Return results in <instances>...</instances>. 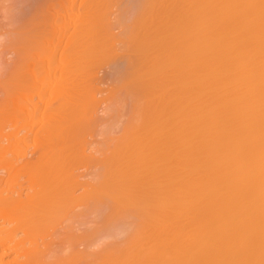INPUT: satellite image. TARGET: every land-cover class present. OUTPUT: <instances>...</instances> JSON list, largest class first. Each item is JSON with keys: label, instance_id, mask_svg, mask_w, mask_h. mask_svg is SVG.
<instances>
[{"label": "bare ground", "instance_id": "obj_1", "mask_svg": "<svg viewBox=\"0 0 264 264\" xmlns=\"http://www.w3.org/2000/svg\"><path fill=\"white\" fill-rule=\"evenodd\" d=\"M41 1L0 0V219L28 232L92 208L114 242L83 239L72 264H264V0H129L118 33L111 1ZM104 49L129 107L89 154ZM13 229L0 264L45 263Z\"/></svg>", "mask_w": 264, "mask_h": 264}, {"label": "rangeland", "instance_id": "obj_2", "mask_svg": "<svg viewBox=\"0 0 264 264\" xmlns=\"http://www.w3.org/2000/svg\"><path fill=\"white\" fill-rule=\"evenodd\" d=\"M46 1L47 0H43V1H41L40 2V4L38 3V5L41 7H39L38 5H37V7L36 8H40L41 10H43V9H45V10H48V8L46 9V7L48 6L49 7V2H51V3H55V5L57 6H59L62 2H64L65 0H53V2H52V0H48V2L46 3ZM56 1H58V2H56ZM112 2V4H110L109 5V11H108V13H106V11H107V6L108 5H104L105 6V8H104V10H105V12L104 13H106V15H105V17L107 16V18H109V20H111V21H109L110 23L112 22V18L115 16L114 14L111 16V13L112 12H120V14L118 15V18L116 17V21H117V23H116V25H115V29L114 28H112L113 30H112V33H118L119 31H121L124 27H126L130 22H131V20H130V22H129V19L128 18H130V17H128V16H130V5L133 3V2H130V5H127V4H129V0H108V1H104V0H102V4L104 3V4H106V3H111ZM122 1L124 2V3H122ZM125 1H126V3H125ZM130 1H133V0H130ZM44 2V3H43ZM47 4V6L46 5H44L43 6V4ZM52 4V5H53ZM126 4V5H125ZM51 5V4H50ZM54 5V6H55ZM125 5V6H124ZM43 6V7H42ZM124 6V7H123ZM132 6V5H131ZM60 7V6H59ZM107 7V8H106ZM128 7V8H127ZM35 8V10H34V12L37 10ZM123 8H125V9H123ZM37 10V11H39V14L41 13V14H43L42 12H41V10ZM45 10H44V12H45ZM115 10V11H114ZM1 11V10H0ZM128 11H129V13H128ZM95 13V12H94ZM93 13V14H94ZM97 14L99 13L98 11L96 12ZM94 14L95 16L97 15V14ZM109 13H110V15H109ZM0 15L2 16V14H1V12H0ZM110 17H112V18H110ZM128 17V18H127ZM120 18V19H119ZM122 18V19H121ZM132 18V17H131ZM1 19V18H0ZM91 19H93V18H91ZM128 19V20H127ZM124 20V21H127L126 22V25H125V23L124 24H122L123 22L122 21ZM91 22H92V25H96L94 22L96 21V20H94V22L92 21V20H90ZM114 22H115V20H113ZM91 22H89V24H91ZM94 23V24H93ZM91 25V26H92ZM95 27V26H94ZM43 28H44V26H43ZM6 49H7V47H6ZM104 51H107V50H101V51H98V52H102V54H103V52ZM97 51H96V53H98ZM92 53H94L93 51L91 52V55H92ZM107 53L108 52H106V54H101L102 56H98V57H95V56H92V57H95L94 58V60L95 61H93V59H91V61H92V64L94 65V66H92V68H93V70L94 71H98V73H96V75L94 76V78L96 77L97 79H94V81H93V83L95 84V85H97V83H101V85H97V86H101L102 87V90H100V93H99V99L101 100L102 99V101H100L101 103H100V105L99 106H96V107H98V108H95L96 109V111H95V109H94V111H93V114L91 115L90 114V117H92L93 119H89L88 121H87V124H89L90 122V127H88V129L87 128H85L86 129V131H87V133L88 134H86L84 137L86 138V139H88V141L89 140H91L92 142L89 144L88 143V146H89V148H88V150L89 149H95L96 147H98L97 145H95L96 144V142H99V141H97L98 139H101L102 137H105V136H109V134H111L110 133V128L111 127H113L114 126V124H115V121H117V120H119L120 118H121V113L120 112H122V111H125V113H127V111L126 110H128V107H129V99L125 96L126 94H125V92L122 90L123 88H121L120 87V85H121V82H119L120 80H118L117 79V76L119 77L120 76V74H117V72L119 71V70H116L115 69V67L117 68V69H119V67H117V66H114V65H112V64H114V62L112 63V61L113 60H111V62H110V59L111 58H109V60H108V57L109 56H107ZM93 55H97V54H93ZM98 55H100V54H98ZM105 56V57H104ZM107 56V57H106ZM7 57V58H6ZM11 55L10 54H7L6 53V56L5 57H3V60L6 58V59H8L9 61L8 62H10V60H11ZM100 57V58H99ZM103 57V58H102ZM106 58V59H105ZM6 59L4 60V62H5V67L6 68H4L5 70H4V78L3 77H1V78H3V80L2 79H0L1 81H0V97L2 96V94L1 93H3L5 90H6V79L8 78V76L7 75H9V67H8V63H7V61H6ZM97 59H99V60H97ZM104 62H103V61ZM101 62V64H100V62ZM95 63V64H94ZM98 63V64H97ZM90 65H91V62H90ZM99 65V66H98ZM103 65V66H102ZM114 66V67H113ZM6 69H8V70H6ZM111 70H113V73H112V71ZM114 71H116V73L114 72ZM7 72H8V74H7ZM120 72V71H119ZM118 72V73H119ZM94 73V74H95ZM110 74V75H109ZM115 74H117V76L115 75ZM99 75V76H98ZM113 75V76H112ZM114 75H115V77H114ZM3 76V75H2ZM7 76V77H6ZM92 77H93V75H92ZM100 78V79H99ZM99 79V80H98ZM114 81H113V80ZM98 80V81H97ZM100 80H101V82H100ZM118 80V81H117ZM104 81V82H103ZM4 82V83H3ZM105 83V84H104ZM93 84V85H94ZM109 84V85H108ZM114 84H120V85H118V86H116V85H114ZM118 89H116V88ZM5 88V89H4ZM105 90H104V89ZM120 89V90H119ZM122 90V91H121ZM2 91V92H1ZM114 91V92H113ZM116 92V93H115ZM97 93V92H96ZM4 94V93H3ZM114 94V95H113ZM115 94H118V95H115ZM121 94H123L124 96H122ZM114 97H116V98H114ZM125 99H124V98ZM113 98V99H112ZM128 100V101H127ZM121 104H122V106L124 107V108H122V106H121ZM112 106V107H111ZM122 108V111H121V108ZM102 108H104L103 110H105V108H106V112L105 111H102ZM111 108H112V111L113 110H115V111H110L111 110ZM108 109V110H107ZM99 111V112H98ZM102 111V112H101ZM107 111H108V113H107ZM117 111H118V113H117ZM95 112V113H94ZM97 112H98V114H97ZM104 112V113H103ZM114 112H116L117 113V116L116 115H114L113 116V113ZM116 113H114V114H116ZM124 113V112H123ZM101 114H103V115H101ZM126 115V114H125ZM124 115V118H127L126 116ZM99 116V117H98ZM112 117L114 118V119H112ZM101 118V119H100ZM105 118V119H104ZM112 119V120H111ZM108 120H110L111 122H108ZM90 121V122H89ZM83 122H85V120L83 121ZM108 123H110V125L108 124ZM87 124H85V125H87ZM106 124H108L109 125V127H108V125H106ZM83 126V125H82ZM81 126V127H82ZM88 126V125H87ZM91 126H92V128H91ZM96 128H95V127ZM93 127H94V129H93ZM99 127V128H98ZM108 127V128H107ZM80 128V127H79ZM92 131H91V130ZM96 129V130H95ZM97 130H98V132H97ZM107 130H109V132L107 131ZM80 131H81V129H80ZM84 131V130H83ZM83 131H82V134H83ZM86 131H84V133L86 132ZM97 133H96V132ZM93 132H95V135L94 134H92ZM101 132V133H100ZM103 132V133H102ZM93 135V136H91V135ZM99 134V135H98ZM82 136V135H81ZM97 136V137H96ZM83 137V136H82ZM98 137H100V138H98ZM90 138V139H89ZM92 138V139H91ZM97 139V140H96ZM102 140V139H101ZM99 144V143H98ZM96 146V147H94V146ZM93 149H92V151H93ZM87 150V153L89 152V151H91V150H89L88 151ZM93 153H95V150L93 151V152H89V154H93ZM89 168L91 169V167L89 166ZM88 168V169H89ZM84 168H81L80 170H79V174H82L83 175V173L85 172V177H82V175H81V178H84V179H81L83 182H87V179H86V177L88 178V180H90V178H91V181H90V183L93 181L92 179H94L95 180V183L97 182V179H95V178H93V177H91L90 175H95V172L94 171H89L88 169V171L86 170V171H84L83 170ZM94 172V173H93ZM91 173V174H90ZM5 174V173H4ZM3 174V175H4ZM7 174H9V173H6L4 176H3V181L2 182H4L7 178H9V177H5ZM10 175V174H9ZM8 176V175H7ZM19 176V175H18ZM90 176V177H89ZM12 177V176H11ZM13 178V180L16 178H14V177H12ZM85 179H86V181H85ZM11 180V178H9V180H7V183L6 182H4V183H6V184H8L9 185V181ZM12 180V181H13ZM16 180V179H15ZM19 180L21 181H23L24 179H23V176H22V178H21V176H20V178H19ZM11 182V181H10ZM89 182V181H88ZM14 184L15 183V181L14 182H11V184ZM97 184V183H96ZM93 185V184H92ZM91 185H88L86 188L85 187H79L78 189H76V195L78 196V194H79V196H80V193H84V191H85V196L84 197H86V190H89L90 188H92V187H90ZM89 188V189H88ZM84 189H86V190H84ZM78 190V191H77ZM83 190V191H82ZM91 190V189H90ZM82 197V196H81ZM83 197V198H84ZM82 198V199H83ZM88 197H86V199H87ZM81 199V200H82ZM85 199V198H84ZM83 199V200H84ZM88 200V199H87ZM87 200L85 201V202H87ZM83 202V201H82ZM80 203V202H79ZM86 204V203H85ZM67 208V207H66ZM65 208V209H66ZM59 209L60 208H58L57 210H58V212H60L59 211ZM63 209V208H62ZM84 209V208H83ZM83 209H80V212L78 211V210H76V209H69L68 208V212L66 213L65 211L63 212L62 210V212L63 213H61L60 212V214H61V216H54L55 218L54 219H52V220H54L53 221V223H52V220H49V221H51V222H49L48 224H47V221L46 220H48V218L46 219L45 218V220L44 219H42V221L44 220V222L46 221V223L44 224V223H42V222H40L41 220H39L38 221V224H39V222H40V224L42 225H39V227H38V225H37V221H33V223H28V225L30 226V228H32V224H35L36 226H34L33 225V227H36V229L37 230H35L36 232H34V231H29V226L28 227H26V226H24L23 224H22V226L25 228H27L28 229V232H29V234H30V232H32L31 234V236L28 234V232H25L24 230H21V228H19V229H17V230H14L13 228H14V226H15V228H16V226H18L19 227V225L21 224L20 222V220H18V221H20V222H18V221H16V220H14V219H11L12 221L11 222H9L10 220L9 219H7V220H3V219H0L1 221H0V231H2L0 234H1V237L2 236H5L6 234H8L9 233V231H11V229H13L14 230V232L16 231V234H15V238L17 239V240H20V239H25L26 241H27V247L28 248H32V249H34L35 250V246H37V247H39L38 248V250H39V252L41 253V251L44 253H41V257L43 256V255H45L44 257H45V263L46 264H72L73 262V260L71 261L70 259H71V257H72V255H74V253L75 252H77L78 250H76L75 248H77V249H79V252L78 253H80V247H82V246H84V244L86 245V243H89V242H91V243H89V244H93L94 242H92V238L91 237H93V238H95L94 240H97L96 239V237H99L98 239V241H97V244H98V246H99V243L102 245V242L104 241V244H103V246H105L106 245V240H107V242H109V241H112V240H110L111 239V237H108L106 240H105V236H106V234L108 233V230L107 229H104L105 228V223L103 224V220H104V218H102V217H100V221H99V223L98 224H96L95 222H98V220H99V216H97L96 214V216H94L93 215V213H96V212H94V211H91L90 209H92V208H90V209H88V211H83ZM86 209V208H85ZM86 209V210H87ZM64 210V209H63ZM74 210V211H73ZM75 210L77 211V212H79V214H77L76 212H75ZM90 210V211H89ZM93 210V209H92ZM75 212V213H74ZM93 212V213H92ZM53 213H56V212H53ZM65 213H66V216L67 217H69L70 218V216L69 215H72V214H76V216L75 215H72L71 216V219H67V217L66 216H64L65 217V219H64V217H63V215L62 214H64L65 215ZM51 214L52 213H50L48 216H49V219L50 218H52V217H50L51 216ZM57 214V213H56ZM91 214V215H90ZM75 216V217H74ZM75 218V219H73V218ZM78 217V218H77ZM95 217H97V218H95ZM102 218V219H101ZM56 219V220H55ZM70 221L71 220V222L69 223L68 221ZM93 219H94V221H93ZM97 219V220H96ZM3 220V221H2ZM24 222L26 221V220H23ZM67 221V222H66ZM73 221V222H72ZM28 222V221H27ZM35 222V223H34ZM93 222L95 223V225H93ZM5 223V224H4ZM20 223V224H19ZM19 224V225H18ZM9 225V226H8ZM47 225H48V227H47ZM97 225H99V227L98 228H96V227H94V226H97ZM12 228H11V227ZM21 226V225H20ZM93 226V227H92ZM17 227V228H18ZM45 229V230H43V228ZM46 227V228H45ZM78 227L80 228V229H78ZM100 227H102V230L100 231V230H98ZM4 228H6V229H4ZM88 229L89 230V234L88 233H86L87 231H85V229ZM96 228V229H95ZM8 229V230H7ZM35 229V228H34ZM81 229L83 230V231H81ZM4 230V231H3ZM6 230H7V232H6ZM12 230V231H13ZM41 230V231H40ZM43 230V231H42ZM75 230H77V232L75 231ZM95 230H97V231H99V234H97L98 232L96 231V233H95ZM80 231V232H79ZM104 231H106V234L104 233ZM82 232V235H81V238H82V241H83V239H85V241L86 240H90L91 239V241H87L86 243L83 241V242H79L78 243V241H77V243H75L76 242V238H74V237H76L77 236V234H79V233H81ZM86 233V234H88V235H86V234H84V233ZM101 232V233H100ZM102 232H103V234H102ZM36 233V234H35ZM12 234V233H11ZM74 234H76V235H74ZM100 234H102V236L103 237H101V235ZM10 235V234H9ZM35 235V236H34ZM80 235V234H79ZM83 235H85L84 237H83ZM98 235H100V236H98ZM11 236V235H10ZM73 238H72V237ZM8 238H9V236H8ZM80 238V239H81ZM6 239V238H5ZM76 239V240H75ZM109 239V240H108ZM30 240V241H29ZM79 240V239H78ZM93 240V241H94ZM75 241V242H74ZM114 241H112V243H113ZM119 241H117V242H115V243H117L118 245H120L119 243H118ZM6 244H1L0 245V252L2 253V251L4 250V248H7L8 247V249H10V247H12V244L14 243V242H9V241H6L5 242ZM74 243H75V246H74V248H73V245H74ZM80 243H82V244H80ZM97 244L95 245V246H97ZM76 245H78L77 247H76ZM30 246V247H29ZM86 246H88V244L86 245ZM85 246V247H86ZM94 246V247H95ZM97 246V247H98ZM110 246H112V248L114 247V245H109L108 244V247H106L107 248V250L110 248ZM69 247V248H68ZM115 247H118V246H115ZM115 247H114V249H115ZM84 250H85V248L84 247H82ZM81 248V250L84 252V250ZM66 249H68V250H66ZM73 249H74V251H73ZM87 249V248H86ZM91 249H97V248H91ZM90 249V250H91ZM105 249V248H104ZM33 250V251H34ZM37 251V250H36ZM81 251V252H82ZM38 252V254H40ZM74 252V253H73ZM43 254V255H42ZM49 255V256H47V255ZM76 254V253H75ZM40 256V255H39ZM44 257H42V258H40V261H41V259H42V262H44L43 260H44ZM48 257V258H47ZM6 258H7V260H11L12 261V259L13 258H16L17 259V262L15 261V262H11L12 264H18V262L21 260H23L25 257L23 256V255H21L18 251H12L10 254H8L7 256H6ZM47 258V259H46ZM73 258V257H72ZM37 260L39 259L38 258V256H37V258H36ZM37 260H35V261H37ZM34 261V262H35ZM45 263H43V264H45ZM34 264H41L39 261H38V263L36 262V263H34ZM75 264V263H74Z\"/></svg>", "mask_w": 264, "mask_h": 264}]
</instances>
